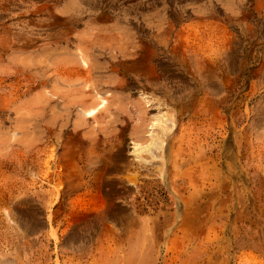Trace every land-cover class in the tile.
Here are the masks:
<instances>
[{
    "label": "rangeland",
    "instance_id": "rangeland-1",
    "mask_svg": "<svg viewBox=\"0 0 264 264\" xmlns=\"http://www.w3.org/2000/svg\"><path fill=\"white\" fill-rule=\"evenodd\" d=\"M0 264H264V0H0Z\"/></svg>",
    "mask_w": 264,
    "mask_h": 264
},
{
    "label": "bare ground",
    "instance_id": "bare-ground-1",
    "mask_svg": "<svg viewBox=\"0 0 264 264\" xmlns=\"http://www.w3.org/2000/svg\"><path fill=\"white\" fill-rule=\"evenodd\" d=\"M71 69V68H70ZM79 71V70H78Z\"/></svg>",
    "mask_w": 264,
    "mask_h": 264
}]
</instances>
